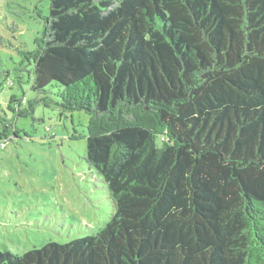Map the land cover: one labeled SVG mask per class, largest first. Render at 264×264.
Listing matches in <instances>:
<instances>
[{
    "label": "trees",
    "instance_id": "1",
    "mask_svg": "<svg viewBox=\"0 0 264 264\" xmlns=\"http://www.w3.org/2000/svg\"><path fill=\"white\" fill-rule=\"evenodd\" d=\"M49 1L0 148L38 105L86 113L115 211L0 264H264V0Z\"/></svg>",
    "mask_w": 264,
    "mask_h": 264
},
{
    "label": "rangeland",
    "instance_id": "2",
    "mask_svg": "<svg viewBox=\"0 0 264 264\" xmlns=\"http://www.w3.org/2000/svg\"><path fill=\"white\" fill-rule=\"evenodd\" d=\"M49 6V0H0V34L12 43H0V113L8 118L12 96L36 97L28 81H15L13 71L21 60L18 50L36 48ZM4 71H10L7 79ZM88 121L84 112L64 114L42 105L34 116L16 119L17 134L0 148L1 251L23 255L49 242L67 243L110 220L112 197L86 161Z\"/></svg>",
    "mask_w": 264,
    "mask_h": 264
}]
</instances>
